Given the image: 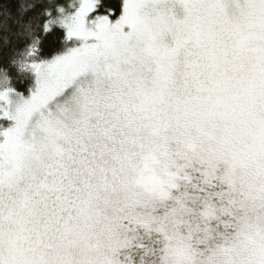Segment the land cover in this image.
Returning <instances> with one entry per match:
<instances>
[{"label": "snow or ice", "instance_id": "obj_1", "mask_svg": "<svg viewBox=\"0 0 264 264\" xmlns=\"http://www.w3.org/2000/svg\"><path fill=\"white\" fill-rule=\"evenodd\" d=\"M0 264H264V0H0Z\"/></svg>", "mask_w": 264, "mask_h": 264}]
</instances>
